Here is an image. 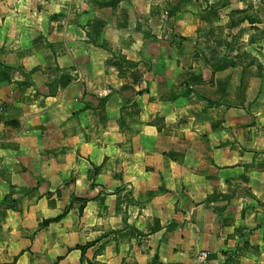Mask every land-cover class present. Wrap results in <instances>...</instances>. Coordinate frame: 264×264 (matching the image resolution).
Returning <instances> with one entry per match:
<instances>
[{
    "label": "crops",
    "instance_id": "obj_1",
    "mask_svg": "<svg viewBox=\"0 0 264 264\" xmlns=\"http://www.w3.org/2000/svg\"><path fill=\"white\" fill-rule=\"evenodd\" d=\"M203 249L264 264V0H0V264Z\"/></svg>",
    "mask_w": 264,
    "mask_h": 264
},
{
    "label": "built area",
    "instance_id": "obj_2",
    "mask_svg": "<svg viewBox=\"0 0 264 264\" xmlns=\"http://www.w3.org/2000/svg\"><path fill=\"white\" fill-rule=\"evenodd\" d=\"M195 264H211L206 250H199L195 256Z\"/></svg>",
    "mask_w": 264,
    "mask_h": 264
},
{
    "label": "trees",
    "instance_id": "obj_3",
    "mask_svg": "<svg viewBox=\"0 0 264 264\" xmlns=\"http://www.w3.org/2000/svg\"><path fill=\"white\" fill-rule=\"evenodd\" d=\"M60 216H58V217H56V218H54V219H58ZM47 221H44L43 223H46Z\"/></svg>",
    "mask_w": 264,
    "mask_h": 264
}]
</instances>
